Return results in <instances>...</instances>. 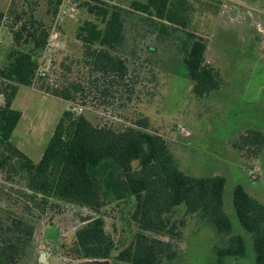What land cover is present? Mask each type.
Segmentation results:
<instances>
[{
	"label": "trees",
	"instance_id": "trees-1",
	"mask_svg": "<svg viewBox=\"0 0 264 264\" xmlns=\"http://www.w3.org/2000/svg\"><path fill=\"white\" fill-rule=\"evenodd\" d=\"M37 3L11 0L7 11L0 10V29L10 23L13 38L7 62L0 67V264H22L34 242L36 222L58 206L53 199L100 212L109 193L116 200L134 198L131 218L139 227L133 241L116 256L119 260L162 264L169 243L153 233L162 234L166 214L179 205L197 213L218 234L230 236L227 245L216 249L218 264H225L227 257L245 256L246 242L232 234V220L225 210L226 176L186 174L165 140L144 129L149 123L146 117L134 126L94 125L70 107L38 162L12 142L22 115L13 102L20 86L36 84L38 55L48 47L63 0H45L44 13ZM80 6L96 17L76 31L83 47L77 63L87 73L83 79L66 78L60 83L51 81L45 71L42 89L67 101L87 98L89 90L100 86L103 95L130 98L136 86L121 54L127 39L124 10L107 0H84ZM130 8L129 14L153 20L160 32L169 28L184 32L181 49L194 94L204 96L218 88V72L205 63L207 43L191 29L190 0H133ZM74 64L67 57L61 69L71 71ZM250 141L264 145V133L252 129L242 136V144ZM233 205L239 223L252 236L256 264H264V204L237 184ZM82 222L71 248L77 264H110L118 246L106 230L105 218L87 216Z\"/></svg>",
	"mask_w": 264,
	"mask_h": 264
},
{
	"label": "rangeland",
	"instance_id": "rangeland-1",
	"mask_svg": "<svg viewBox=\"0 0 264 264\" xmlns=\"http://www.w3.org/2000/svg\"><path fill=\"white\" fill-rule=\"evenodd\" d=\"M31 1H37L36 8L44 13L45 0ZM83 1L63 0L66 17L54 23L59 32L53 40L57 45L38 55L36 84L20 86L13 102V108L22 115L12 142L38 162L63 112L70 107L94 125L121 128L134 126L146 117L149 123L144 129L165 140L186 174L226 176L225 210L232 220V234L244 238L247 253L243 257H227L225 264H256L252 236L235 215L233 191L242 184L264 204V145L241 142L242 136L252 129L264 133V0H190L194 6L191 29L206 41L205 63L218 72V88L204 96L194 94L184 65V32L170 28L160 32L153 20L129 14L133 0H107L121 6L126 14L127 39L121 54L129 65L136 90L130 98L125 94L119 98L103 95L100 86L89 90L87 98L67 101L42 89L41 83L47 82L42 75L49 72L51 81L61 83L66 78L83 79L87 73L77 63L83 47L76 31L85 20L96 21V17L80 6ZM10 2L0 0V10L7 11ZM0 40L1 67L7 62L13 43L10 23L1 27ZM67 57L75 62L71 71L61 69V62ZM52 201L58 206L36 222L34 242L22 264H77L79 260L71 248L75 232L87 216L105 218L106 230L118 246L111 254L110 264H128L116 256L139 231L131 218L133 197L116 200L109 193L100 212ZM166 221L162 234L153 233V237L169 243L162 264H218L216 249L229 243V235L218 234L197 213L188 212L185 205L166 214Z\"/></svg>",
	"mask_w": 264,
	"mask_h": 264
},
{
	"label": "built area",
	"instance_id": "built-area-1",
	"mask_svg": "<svg viewBox=\"0 0 264 264\" xmlns=\"http://www.w3.org/2000/svg\"><path fill=\"white\" fill-rule=\"evenodd\" d=\"M62 4H61V7H60V11H59V13L57 15V18H56L57 22L63 21L65 19V17H66V14H67V10L63 7ZM58 34H59V32L55 31V29H54L53 32H52V35H51V37L49 39V42H48V48H49V46L55 47L57 45V43L54 42L53 40L58 37Z\"/></svg>",
	"mask_w": 264,
	"mask_h": 264
},
{
	"label": "water",
	"instance_id": "water-1",
	"mask_svg": "<svg viewBox=\"0 0 264 264\" xmlns=\"http://www.w3.org/2000/svg\"><path fill=\"white\" fill-rule=\"evenodd\" d=\"M41 258L44 259V258H45V254H42V255H41Z\"/></svg>",
	"mask_w": 264,
	"mask_h": 264
},
{
	"label": "crops",
	"instance_id": "crops-1",
	"mask_svg": "<svg viewBox=\"0 0 264 264\" xmlns=\"http://www.w3.org/2000/svg\"><path fill=\"white\" fill-rule=\"evenodd\" d=\"M0 32H1V29H0ZM1 41V40H0Z\"/></svg>",
	"mask_w": 264,
	"mask_h": 264
}]
</instances>
